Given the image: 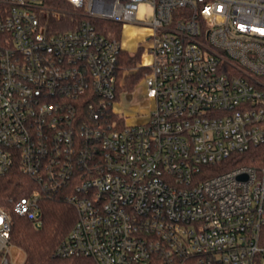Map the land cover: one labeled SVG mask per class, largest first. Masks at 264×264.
<instances>
[{"label": "built area", "instance_id": "2783aa9c", "mask_svg": "<svg viewBox=\"0 0 264 264\" xmlns=\"http://www.w3.org/2000/svg\"><path fill=\"white\" fill-rule=\"evenodd\" d=\"M104 21L150 31L142 123L115 109L124 42ZM110 110L120 129L97 124ZM253 148L264 158V0H0V174L19 163L51 190L82 170L57 256L264 264V165L208 176ZM12 211L42 224L35 194ZM12 228L0 207V264Z\"/></svg>", "mask_w": 264, "mask_h": 264}, {"label": "trees", "instance_id": "16d2710c", "mask_svg": "<svg viewBox=\"0 0 264 264\" xmlns=\"http://www.w3.org/2000/svg\"><path fill=\"white\" fill-rule=\"evenodd\" d=\"M101 32L122 38L123 27L113 22H100ZM141 51L130 54L122 51L119 56L118 79L125 72L132 71L133 74L125 76L124 87L133 91L136 85L148 73L145 67H139ZM85 108V107H84ZM81 119L89 120L91 113L89 109L80 112ZM108 121L116 122L120 129L124 124V118L117 113L101 111L97 124L104 125ZM255 166L260 168L264 165V158L257 148H253L243 154L232 156L226 162L209 169L208 176L217 175L237 166ZM76 175L70 181L59 188L45 190L32 176L25 174L19 163H16L6 173L0 174V207L5 208L12 214L13 228L11 232V243L22 250L25 254L24 264H94V261L85 257H60L57 256L59 247L66 241L70 231L78 219V212L70 198L77 192L80 183V168L76 169ZM35 194L41 209V226L28 216H19L12 211V202L22 197ZM260 244L264 246V226L261 228Z\"/></svg>", "mask_w": 264, "mask_h": 264}, {"label": "crops", "instance_id": "0c3cea01", "mask_svg": "<svg viewBox=\"0 0 264 264\" xmlns=\"http://www.w3.org/2000/svg\"><path fill=\"white\" fill-rule=\"evenodd\" d=\"M128 29V31H127ZM126 31L129 32V41L127 43H125V34H126ZM147 31V32H146ZM150 33L149 30H145V29H141V28H138V27H135V26H131V25H128L126 27L123 28V31H122V40L124 42V51H127L129 52L130 54H135L137 53L138 51H141V61L139 63V67H143L142 63L143 61L145 60V55L143 53V48L144 47V42L146 41V35H148ZM124 36V37H123ZM146 45V44H145ZM146 69H148V72L150 71L149 68L145 67ZM136 69L132 70V71H129V72H125V74L123 75V77H119L118 79V95H119V100H120V96L122 93L124 94H131L133 93L139 85H141L143 82V77L142 80L136 85V87L134 88L133 91H128L126 88H123L124 87V83H125V76L127 75H130V74H133L135 72ZM131 100L133 99L132 96H130ZM142 98V96H141ZM144 98V97H143ZM118 100V102H119ZM118 102L116 103V111L118 113H120L119 111V108H118ZM148 102V101H147ZM134 110V108H133ZM150 108L147 109L144 113H142V118H138L139 117V112L137 111H133L132 113L129 114V116L127 117L128 118V122L129 124H134V123H142L145 121V114H147V112H149ZM125 118V117H124ZM126 119V118H125ZM16 249H19L17 247H15Z\"/></svg>", "mask_w": 264, "mask_h": 264}, {"label": "rangeland", "instance_id": "374dc122", "mask_svg": "<svg viewBox=\"0 0 264 264\" xmlns=\"http://www.w3.org/2000/svg\"><path fill=\"white\" fill-rule=\"evenodd\" d=\"M124 37V36H123ZM148 42L145 41L144 45L147 44ZM147 60V59H145ZM145 88L143 85H139L138 88L131 94H124L122 93L120 96V100L118 102V108L120 111V114L126 118V123L129 121L128 116L130 113L133 111L139 112V119L142 118V113H144L147 109L150 108V103L147 102L146 98H141L142 96V91ZM130 96L133 97L131 100ZM116 108V106H115ZM134 108V110H133ZM12 254L14 255V262L15 264H24L25 261V254L22 250L20 249H13Z\"/></svg>", "mask_w": 264, "mask_h": 264}, {"label": "bare ground", "instance_id": "6f19581e", "mask_svg": "<svg viewBox=\"0 0 264 264\" xmlns=\"http://www.w3.org/2000/svg\"><path fill=\"white\" fill-rule=\"evenodd\" d=\"M127 31H128V29H127ZM127 31H126V34H125V43H127L129 41V32H127Z\"/></svg>", "mask_w": 264, "mask_h": 264}]
</instances>
